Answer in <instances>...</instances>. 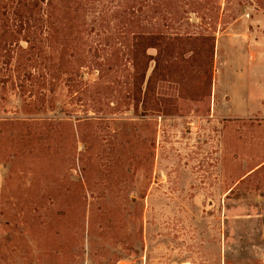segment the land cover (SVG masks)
Segmentation results:
<instances>
[{
  "label": "rangeland",
  "instance_id": "obj_1",
  "mask_svg": "<svg viewBox=\"0 0 264 264\" xmlns=\"http://www.w3.org/2000/svg\"><path fill=\"white\" fill-rule=\"evenodd\" d=\"M48 1L0 38V264H264V0Z\"/></svg>",
  "mask_w": 264,
  "mask_h": 264
},
{
  "label": "trees",
  "instance_id": "obj_2",
  "mask_svg": "<svg viewBox=\"0 0 264 264\" xmlns=\"http://www.w3.org/2000/svg\"><path fill=\"white\" fill-rule=\"evenodd\" d=\"M49 5L48 0H0V38L5 34L7 37L18 33L35 34L38 31L39 35L45 32L50 22ZM130 12L133 13V10ZM0 49L8 51L9 48L3 46Z\"/></svg>",
  "mask_w": 264,
  "mask_h": 264
}]
</instances>
